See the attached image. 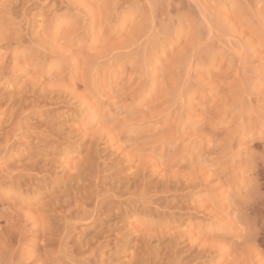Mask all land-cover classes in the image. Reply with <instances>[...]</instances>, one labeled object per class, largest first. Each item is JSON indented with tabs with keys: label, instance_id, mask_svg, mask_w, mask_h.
Segmentation results:
<instances>
[{
	"label": "rangeland",
	"instance_id": "374dc122",
	"mask_svg": "<svg viewBox=\"0 0 264 264\" xmlns=\"http://www.w3.org/2000/svg\"><path fill=\"white\" fill-rule=\"evenodd\" d=\"M0 40V264H264V0H0Z\"/></svg>",
	"mask_w": 264,
	"mask_h": 264
},
{
	"label": "bare ground",
	"instance_id": "6f19581e",
	"mask_svg": "<svg viewBox=\"0 0 264 264\" xmlns=\"http://www.w3.org/2000/svg\"><path fill=\"white\" fill-rule=\"evenodd\" d=\"M7 29H8V28H7ZM10 32H11V31H10ZM12 34H13V33H12ZM3 35H4V34H3ZM11 36H13V35H11ZM9 37H10V36H9ZM10 38H11V37H10ZM10 38H9V40H6V41L8 42L7 44H9V42H11V41H10ZM20 39H21V38H20ZM20 39H19V41H20ZM11 40H12V38H11ZM13 40H15V39L13 38ZM13 40H12V42H13ZM0 41H1V40H0ZM13 43H14V42H13ZM1 44H3V43H1ZM1 44H0V45H1ZM4 44H5V42H4ZM5 46H6V44H5ZM1 47H4V46L1 45ZM9 47H10V46H9ZM9 50H10V49H9ZM4 55H5V54H4ZM5 57H6V56H5ZM5 64H6V63H5ZM8 71H9V70H8ZM15 146H16V145H15ZM80 162H81V161H80ZM72 175H73V174H72ZM70 176H71V175H70ZM68 177H69V176H68ZM69 178H70V177H69ZM72 178H73V176H72ZM72 178H71V179H72ZM123 181H124V180H123ZM68 182H69V181H68ZM67 185H68V184H67ZM119 186H120V185H119ZM62 189H63V188H62ZM69 189H71V188H69ZM69 189H68V190H69ZM76 189H78V188H76ZM64 190H65V189H64ZM62 191H63V190H62ZM65 191H66V190H65ZM76 191H78V190H76ZM66 192H68V191H66ZM71 194H72V193H71ZM71 194H70V195H71ZM75 194H76V193H75ZM93 194H94V193H93ZM82 195H83V194H82ZM83 196H84V195H83ZM68 198H69V197H68ZM68 198H66V199H68ZM78 198H79V196H78ZM83 198H84V197H83ZM69 199H70V198H69ZM69 199H68V200H69ZM76 199H77V198H76ZM68 200H67V201H68ZM84 200H85V199H84ZM58 201H59V200H58ZM63 201H64V200H63ZM67 201H65V204H67ZM70 201L72 202V200H70ZM79 201H80V199H79ZM85 201H86V200H85ZM95 201H96V200H95ZM111 201H112V200H111ZM71 202H70V203H71ZM76 202H77V201H76ZM97 202H98V201H97ZM62 203H63V202H62ZM70 203H69V204H70ZM58 204H59V203H58ZM65 204H63V205H65ZM76 204H78V203H76ZM76 204H75V205H76ZM101 204H102V203H101ZM59 205H60V204H59ZM72 205H73V204H72ZM81 206H82V205H81ZM100 206H101V205H100ZM54 207H55V206H54ZM57 207H58V206H57ZM67 207H69V206H67ZM98 207H99V206H98ZM60 208H61V207H60ZM75 208H76V207H75ZM96 208H97V207H96ZM94 211H95V210H94ZM68 212H69V211H68ZM85 212L89 213L87 210H86ZM91 213H92V211H90L89 214H91ZM83 215H84V214H83ZM94 215H96V214H94ZM98 216H99V215H98ZM101 216H102V215H101ZM80 217H81V216H80ZM99 217H100V216H99ZM66 218H67V217H66ZM69 218H70V217H69ZM85 218H86V217H85ZM94 218H95V217H94ZM100 219H101V218H100ZM93 221L96 222L95 219H94ZM97 224H98V223H97ZM68 225H69V224H68ZM96 226H98V225H96ZM66 227H68V226H66ZM102 228H103V227H102ZM102 231H103V230H102ZM99 232H100V231H99ZM101 233H102V232H101ZM99 234H100V233H99ZM66 235H67V234H66ZM95 235H97V234H95ZM64 237H66V236L64 235ZM67 238H68V237H67ZM95 240H96V239H95ZM62 241L64 242V240H62ZM62 241H61V242H62ZM70 245H71V244H70ZM73 246H74V243H73ZM88 246H89V245H88ZM66 247H67V246H66ZM83 247H84V245H83ZM85 247H86V246H85ZM76 249H77V248H76ZM81 249H82V248H81ZM84 249H85V248H84ZM84 249H82V250H84ZM71 251H73L72 248H71ZM75 251H76V250H75ZM92 251H93V250H92ZM191 251H192V250H191ZM78 252H79V251H78ZM80 252H81V251H80ZM198 252H199V251H198ZM85 253H86V251H85ZM79 254H80V253H79ZM81 256H82V255H81ZM83 256H84V255H83ZM221 256H222V255H221ZM84 257H85V256H84ZM86 260H87V259H86ZM80 261H81V260H80ZM76 262H77V261H76ZM76 262H75V263H76ZM78 262H79V261H78ZM87 262H88V261H87ZM79 263H80V262H79ZM81 263H82V261H81Z\"/></svg>",
	"mask_w": 264,
	"mask_h": 264
}]
</instances>
